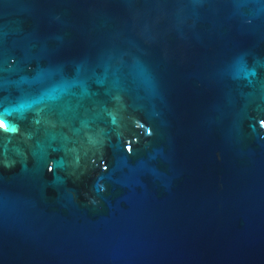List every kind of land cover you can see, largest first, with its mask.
Returning <instances> with one entry per match:
<instances>
[{"label":"water","instance_id":"1","mask_svg":"<svg viewBox=\"0 0 264 264\" xmlns=\"http://www.w3.org/2000/svg\"><path fill=\"white\" fill-rule=\"evenodd\" d=\"M0 121V264H264V0H0Z\"/></svg>","mask_w":264,"mask_h":264},{"label":"bare ground","instance_id":"2","mask_svg":"<svg viewBox=\"0 0 264 264\" xmlns=\"http://www.w3.org/2000/svg\"><path fill=\"white\" fill-rule=\"evenodd\" d=\"M0 125H2V122L0 121Z\"/></svg>","mask_w":264,"mask_h":264},{"label":"snow or ice","instance_id":"3","mask_svg":"<svg viewBox=\"0 0 264 264\" xmlns=\"http://www.w3.org/2000/svg\"><path fill=\"white\" fill-rule=\"evenodd\" d=\"M4 126L8 127V125H7V124H6V125H4Z\"/></svg>","mask_w":264,"mask_h":264}]
</instances>
